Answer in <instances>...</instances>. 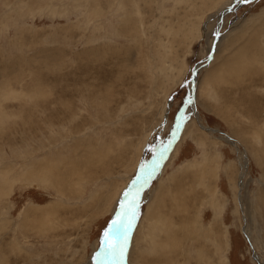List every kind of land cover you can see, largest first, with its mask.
<instances>
[{
	"label": "rangeland",
	"instance_id": "rangeland-1",
	"mask_svg": "<svg viewBox=\"0 0 264 264\" xmlns=\"http://www.w3.org/2000/svg\"><path fill=\"white\" fill-rule=\"evenodd\" d=\"M137 192L121 264H264V0H0V264H97Z\"/></svg>",
	"mask_w": 264,
	"mask_h": 264
},
{
	"label": "snow or ice",
	"instance_id": "snow-or-ice-1",
	"mask_svg": "<svg viewBox=\"0 0 264 264\" xmlns=\"http://www.w3.org/2000/svg\"><path fill=\"white\" fill-rule=\"evenodd\" d=\"M250 0H239V3H249ZM216 35H219L217 33ZM150 175V174H149ZM127 204L121 203V211L116 213L113 219L104 232V238L101 242V250L97 253V264H120L125 259L126 249L128 245V232L132 226V220L135 218V197ZM129 193H125V198ZM131 212V216H129Z\"/></svg>",
	"mask_w": 264,
	"mask_h": 264
},
{
	"label": "bare ground",
	"instance_id": "bare-ground-1",
	"mask_svg": "<svg viewBox=\"0 0 264 264\" xmlns=\"http://www.w3.org/2000/svg\"><path fill=\"white\" fill-rule=\"evenodd\" d=\"M231 10V9H230ZM225 13V12H224ZM194 80H193V83L194 84H196V76H194V78H193ZM195 88V87H194ZM194 98H195V95H194ZM194 98L192 99L193 101H194ZM182 118V117H181ZM180 122H181V120H180ZM177 136H178V132L176 133V135H175V138H177ZM175 143H176V139H175V141L173 142V146L175 145ZM171 146H172V143H170V145H169V147H168V150L167 151H165L163 154H166L167 155V153H168V151H171ZM160 158H161V156H159V158L158 159H156V160H154V161H152L151 163H152V166L151 167H148V169H147V171L143 174V176L141 177V179H143L144 177H149V178H151V176L153 175V169H154V167H155V165L157 166V164L160 162ZM165 158V157H164ZM150 163V164H151ZM43 166H44V163H42V161L39 163V165H38V168H39V170H41L42 168H43ZM64 167V166H63ZM66 167V166H65ZM65 167H64V170H65ZM245 168H246V166H244V168L242 169V173H241V177H243V175H244V173H245ZM60 169V168H59ZM62 169V168H61ZM60 169V170H61ZM45 170H46V168H45ZM34 172V171H33ZM42 173V172H41ZM65 173V172H64ZM43 174H45V173H43ZM43 174H42V176H43ZM150 174V175H149ZM46 175H47V173H46ZM63 175V174H62ZM48 176V175H47ZM46 177V176H45ZM40 178H41V176H40ZM47 178V177H46ZM148 179V178H147ZM56 181V180H55ZM140 181V180H139ZM62 184V183H61ZM63 192V191H62ZM134 192V190L132 189L131 190V195H132V193ZM129 194V195H130ZM129 200H132V197H129L128 198V201ZM128 203V202H127ZM126 203V204H127ZM41 209V208H40ZM40 209H37V213H38V215H40L39 216V218H37V219H40V217H41V214L42 215H44L45 213H54L53 212V210H55V208L53 207V206H51V207H49V208H44V209H42V210H40ZM131 215V214H130ZM32 216V215H31ZM48 216V215H47ZM35 220V219H34ZM47 220H49L48 218H47ZM46 220V221H47ZM36 221V220H35ZM42 226V225H41ZM38 228V227H37ZM42 228V227H41ZM44 228H48L47 226L46 227H44ZM50 228H53V227H50ZM49 228V229H50ZM132 230H134V228H133V225L131 226V229H130V231L128 232V235H129V237H128V245H127V249H126V254H125V258H127L128 257V254H129V251H130V238H131V232H132ZM127 261V260H126ZM122 262H120V264H121ZM125 263V262H124ZM123 263V264H124Z\"/></svg>",
	"mask_w": 264,
	"mask_h": 264
},
{
	"label": "water",
	"instance_id": "water-1",
	"mask_svg": "<svg viewBox=\"0 0 264 264\" xmlns=\"http://www.w3.org/2000/svg\"><path fill=\"white\" fill-rule=\"evenodd\" d=\"M193 92H195V89H194V88H193ZM193 98H194V95H193ZM191 103H192V101H191ZM187 105H188V104H185V105L183 106L181 112H180V114H181L182 116H184V112H185V110H186ZM176 141H177V139H176ZM158 165H159V164H157V166H158ZM142 183H143V181H142V182L139 181V182L137 183V185H138V186H141Z\"/></svg>",
	"mask_w": 264,
	"mask_h": 264
}]
</instances>
